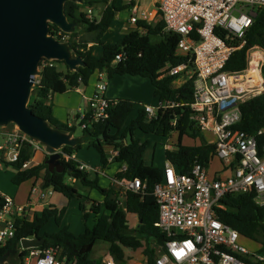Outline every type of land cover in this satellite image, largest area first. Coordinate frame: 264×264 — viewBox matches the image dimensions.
Instances as JSON below:
<instances>
[{"label":"trees","instance_id":"16d2710c","mask_svg":"<svg viewBox=\"0 0 264 264\" xmlns=\"http://www.w3.org/2000/svg\"><path fill=\"white\" fill-rule=\"evenodd\" d=\"M91 2L83 0V3L91 5ZM129 5L117 4L112 0L103 9L100 18H87L86 12L79 11L80 3L66 1L64 13L71 22L83 25L87 33H93L92 41L102 46V54H93V47L87 46L86 42L78 36L76 29L70 33L61 31L56 25L50 24L49 31L58 40L65 41L76 55L82 57L84 66L78 70H70L60 60H52V65L39 66V84L33 89L34 98L29 103L33 112L44 118L52 127L73 134L76 126H68L53 115L52 105L46 102L48 93H64L72 90L80 84H88L89 78L96 71L104 72L108 79L115 75H139L149 78L154 88V95L162 101L175 100L179 106L158 110L156 117L148 119L143 110L136 108V113L131 116L134 103L128 99H109L108 117L101 121H94L82 129V136L74 146L64 145L61 147L62 169L50 170L45 162L23 167V163L30 159L28 146L24 148L17 161L10 162L16 172L11 181L19 184L31 177L41 178L42 187H52L62 193L68 199L81 198L82 195L74 186L67 183V179H74L83 186L97 190L102 196V202L92 200L90 208L81 202L80 209L84 220V231L75 234L66 225L61 226L64 209H56L53 206L45 207L40 214L34 213L32 219L16 218L14 235L0 246V255L11 248H17V252L8 260V264H23L24 258L32 249H21L19 240L36 233L44 238V243L38 249L52 247L57 257L71 264H100L102 259L91 256L93 247L98 240L108 243V253L122 264L125 260V248L136 250L141 248L147 256L148 264H154V248L162 245L165 234L156 225L158 218V205L153 194L155 184L160 180L163 167L146 165L143 153L149 145L148 140L141 141L134 137V132L139 129L143 133L166 136L171 130H177L178 141L172 149L164 150V158L171 162L176 171L188 172L195 160L203 165L214 156L213 144L202 142L199 146H188L181 143L184 134L200 136V132L190 120V104L193 101V82L187 79L179 87L173 86V81L178 75H165L166 67H175L186 64L192 68L193 62L188 56L178 54L176 45L178 35L166 32L164 22L158 21L155 25L146 24L139 20L135 30L130 31L118 41L104 42L102 35L111 25L115 13L127 8ZM64 36V39H62ZM151 36L159 37L158 41H151ZM220 36L230 41L231 46H238L237 39L227 40L225 34ZM245 43L240 49L232 52L226 70L239 71L246 66V50L253 46L264 49V7L256 10L252 25L244 36ZM124 54V58L115 62V56ZM57 63L65 65L64 70L57 67ZM264 75V66H263ZM33 93V92H32ZM241 120L237 128L248 133L256 132L264 125V93L259 94L239 105ZM175 120V124L172 121ZM202 138V136H200ZM83 145L94 147L100 155V162L106 165L108 154L107 147L118 150L112 164L120 167L126 163V168L118 172L120 179L139 178L144 185L142 192L127 191L125 209L117 203L118 190L113 185L102 186L99 175L90 178L89 174L79 169V162L72 156ZM252 194L237 196H224L221 201L231 209H218L217 217L224 223L235 228L243 237L254 240L258 244L257 251L264 254V205L258 206L252 200ZM4 205V197L0 194V209ZM102 207V208H101ZM127 213H135L138 218V226H128ZM97 216L92 227L87 225L89 216ZM53 220L59 229L55 232L45 231L47 223Z\"/></svg>","mask_w":264,"mask_h":264},{"label":"built area","instance_id":"2783aa9c","mask_svg":"<svg viewBox=\"0 0 264 264\" xmlns=\"http://www.w3.org/2000/svg\"><path fill=\"white\" fill-rule=\"evenodd\" d=\"M263 7L264 0L159 1L158 11L164 30L178 35L177 53L188 56L193 62L192 68L183 63L163 71L165 75L192 79L190 120L201 134H211L208 143L215 146V157L229 173L210 178L206 166L197 160L186 173L176 171L171 162L163 165L153 194L158 205L156 225L165 234V241L154 249V264H264V254L247 248L242 243L245 237L217 217L218 209H231L221 201L227 195L252 194L254 204L264 205V125L254 133L237 128L241 120L239 105L264 93V49L259 46L248 48L246 66L242 70L225 69L232 52L244 45L245 33L252 25L256 10ZM130 21L135 23L137 17L131 16ZM220 34L240 43L231 46ZM123 58L121 52L115 56V62ZM40 64L52 65V60L42 59ZM38 77L33 89L39 84ZM105 91L106 83H98L89 98V111L80 112L77 123L68 126L76 125L82 130L94 121L107 118L111 104ZM179 105L175 100L165 99L159 101L156 108L143 105L142 109L151 119L156 117L157 110ZM28 146L31 150L44 148L14 123L0 126L1 163L17 161L21 151ZM117 154V149L109 147L106 164ZM84 168L83 164L79 165V169ZM125 168L123 163L118 171ZM114 182L120 187L117 203L121 208L123 201L120 198L125 197L127 191L142 192L144 187L137 177L120 179L116 176ZM40 195L44 196L42 192ZM3 197L0 220L4 225L0 228V246L14 235L15 221L11 215L23 211L22 206L14 205L11 197ZM23 264L71 263L59 259L56 251L47 247L32 249ZM100 264L119 263L107 253ZM123 264H148L147 256L143 254L136 263Z\"/></svg>","mask_w":264,"mask_h":264},{"label":"crops","instance_id":"0c3cea01","mask_svg":"<svg viewBox=\"0 0 264 264\" xmlns=\"http://www.w3.org/2000/svg\"><path fill=\"white\" fill-rule=\"evenodd\" d=\"M90 1H92L91 5H88L87 3H83L82 1V3H80L79 11L81 10L86 12L87 18L99 19L103 9L112 0H87V2ZM116 1L117 4H123V5L126 4L129 6L115 13V17L111 25L102 35V40L104 42L118 41L121 37H123L130 31L135 30L136 28L141 29V27H137V22L139 20L145 21L146 24L152 26L155 25L158 21L162 20L161 15L158 11V4L160 0H132L130 2H127V0H116ZM84 7H86V10ZM91 8L94 9V11L97 10V14H98L97 16L95 15V13L93 16ZM131 16L137 17V21L135 23L130 21ZM75 29L78 32V36L82 38L84 42H86L87 46L93 47L92 49L93 54H95V52L97 51L96 42L92 41V37L94 34L87 33L83 25H77ZM61 64L62 67L60 68L58 66L57 67L60 70H64L65 65L63 63ZM176 80L179 81L178 86L174 85V82ZM186 80L187 79L182 78L180 75H178V77L173 81V86L179 87ZM101 82L106 83L105 96L107 98L128 99L134 103V108L132 110L131 116H133L136 113L137 107L140 108L141 110H143L142 109L143 105H149L152 106L153 108H156L157 103L160 101L154 95L153 85L151 84V81L147 77H143L139 75L133 76L129 74H123V75H115L113 78L108 79L104 72L96 71L89 78L88 84L86 85L80 84L76 88L72 90H68L64 93H48L46 96V102L52 105L53 115L58 120L66 123L67 125L70 123L76 124L78 114L80 112L89 111V98L95 92L97 84ZM152 94L155 98L156 103L151 102ZM71 112H73L74 114L72 117L70 116ZM172 122H175V120ZM178 135L179 133L177 130H171L169 134H167L166 136H160L152 133L151 134L143 133L139 129H136L134 132V137L140 139L141 141L144 140L149 141V145L143 153L144 163L146 165H155L160 167H163V165L166 162H169L164 158V150L173 148V146L178 141ZM200 136H202V138H200ZM200 136L198 135L194 137L188 134H184L181 138V143L183 145H188V146H199L202 144V142H204L205 144L206 143L211 144L208 143V138H210L209 135L201 134ZM174 137L176 138L175 141L172 140V138ZM166 138L171 139L173 142L168 143L169 139L168 141H164L166 140ZM159 141H162L163 143V151L161 152V161H160V157H158L159 153L157 148V143ZM106 149L108 150L109 147H107ZM94 152L95 153L93 152L89 153V155L86 154L81 155L80 151H77L72 156L79 162V165L83 164L85 166L83 171L87 172L90 178L94 177L95 175L96 176L99 175L100 176L99 182L102 186L105 187H107L108 185L115 186V188L118 190L117 197H120V187L114 182V179H116V174L119 172L118 169L120 167H118V165L115 163L102 165L100 162L99 153L96 150ZM45 156H46V152L43 147L36 150H31L30 159L26 162L25 166L29 164L30 165L39 164L44 161ZM78 157H80V159ZM4 166L6 168L9 167L12 168L13 171H11L9 174L6 172L8 176L4 174V176L7 178V182H2L0 180V194L2 196L11 197L14 205L23 207L22 212L20 213L14 212L11 215V218H14V221L16 220V218H22V217L27 219H32L34 213L40 214L45 207L53 206L58 210L62 208L65 210L61 220V226L66 225L70 231L74 229L76 232V230L79 227L77 225L78 219L81 218L80 203L83 202L86 204V208H90L92 204V200H95L99 203L102 202L103 198L97 190L83 186L80 182L74 179H67L66 182L76 188V190L82 195L81 198L73 197L71 199H68L62 193L58 192L52 187L43 188L42 187L43 181L41 178L31 177L27 180L22 181L19 184H14L11 181V178L17 169L14 168L12 164H8V162H2V163L0 162V170H2ZM205 166L208 172V176L210 178L228 175L229 173L226 166L220 161V159L215 157V155L210 160V162H208V164ZM78 186H81L84 191H79ZM40 192L44 194L43 197H41ZM120 199H122L123 208H125L126 196L121 197ZM126 217L128 220V226L130 228H135L136 223L134 222V220L135 218H137L136 214L127 213ZM96 218L97 216H93V214H91L88 219V221L91 220V223L90 225L88 224L87 225L89 227H92L96 222ZM52 221L53 220H50L47 223V225L44 228L45 231L55 232L59 229V227L56 225L55 222H54L55 225L51 224ZM3 225H4L3 221L0 220V228L3 227ZM136 250L125 248L124 249L125 260L123 263H136V259L138 257L137 255L132 254V252ZM107 251H108V243H107ZM6 263H8V261Z\"/></svg>","mask_w":264,"mask_h":264},{"label":"water","instance_id":"95a60500","mask_svg":"<svg viewBox=\"0 0 264 264\" xmlns=\"http://www.w3.org/2000/svg\"><path fill=\"white\" fill-rule=\"evenodd\" d=\"M68 0H0V126L14 123L32 140L40 143L47 154L50 170L62 169L61 147L74 146L78 138L52 127L28 105L30 93L42 59L63 61L70 70L84 66L81 56L49 31L56 25L70 33L78 22L64 13ZM82 3L83 0H70ZM44 238L36 233L19 240L21 249L38 248ZM17 252L11 248L0 255V264Z\"/></svg>","mask_w":264,"mask_h":264},{"label":"rangeland","instance_id":"374dc122","mask_svg":"<svg viewBox=\"0 0 264 264\" xmlns=\"http://www.w3.org/2000/svg\"><path fill=\"white\" fill-rule=\"evenodd\" d=\"M85 8V10H86V7H84ZM91 10H92V14H93V16H94V13H95V15L97 16L98 14H97V10H95L94 11V9H92L91 8ZM157 40H159V37H154V36H151V41H157ZM96 49H97V51L95 52V55L96 56H100L101 55V53H102V46L101 45H99V44H97L96 43ZM62 64L61 63H58L57 64V66L60 68V67H62L61 66ZM178 84H179V81L178 80H176L175 82H174V85L175 86H178ZM33 92V93H32ZM151 97H152V100H151V102H153V103H156V101H155V98H154V96H153V94L151 95ZM33 98H34V91L32 90L31 91V93H30V97H29V103L33 100ZM141 105V104H140ZM142 105H143V103H142ZM141 105V106H142ZM74 114H73V112H71L70 113V116L72 117ZM73 135L75 136V137H81L82 136V131H81V129L79 128V127H77L76 128V130H75V132L73 133ZM206 135H209L210 137H212L211 136V134L210 133H207ZM168 139L169 138H166V140H164V141H168ZM175 137L174 138H172V140L173 141H175ZM171 139H169V141H168V143H172L173 141H172ZM151 143H152V141H151ZM85 146V147H84ZM83 147V148H82ZM81 147V149H79L78 151H80V153H81V155H83V154H86V155H89V153H91V152H93V153H95L94 151H95V149H94V147H88V146H86V145H83ZM157 148H158V153H159V155H158V157H160V161H161V152L163 151V143H162V141H159L158 143H157ZM61 150V149H60ZM94 150V151H93ZM30 153H31V150H30ZM79 159H80V157H78ZM4 170V171H3ZM7 170H9V171H7ZM11 171H13L12 170V168H6L5 166L2 168V170H0V180L2 181V182H7V178L4 176V174L6 175V176H8V174L11 172ZM8 174H7V173ZM78 190L79 191H84L83 190V188L81 187V186H78ZM82 211H81V209H80V215H81V218H79L78 219V222H77V225L79 226L78 227V229L76 230V232H75V230L73 229L72 230V232L73 233H75V234H79V233H81L83 230H84V220H83V218H82ZM128 219H130V218H128ZM134 222L136 223V225H135V227H137L138 226V219L137 218H135V220H134ZM90 223H91V220H89L88 221V225H90ZM133 223V222H132ZM51 224L52 225H55V223H54V221H52L51 222ZM242 243L247 247V248H249L250 250H256L257 248H258V244L254 241V240H251V239H247V238H243L242 239ZM150 246H152V248H156L157 246L154 244V242H150ZM107 243L106 242H104V241H102V240H99V241H97L96 242V244H95V246L93 247V250H92V252H91V256L93 257V258H95V259H102L106 254H107ZM132 252V251H131ZM143 251H142V249L140 248V249H138V250H136V251H134V252H132V254H135V255H137V257H142V255L144 254V253H142ZM4 264H8V263H4Z\"/></svg>","mask_w":264,"mask_h":264}]
</instances>
